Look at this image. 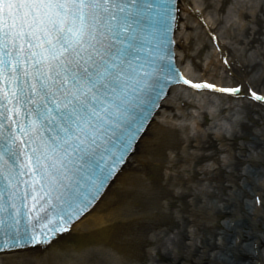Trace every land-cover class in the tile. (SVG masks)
I'll list each match as a JSON object with an SVG mask.
<instances>
[{
	"label": "snow or ice",
	"instance_id": "6c2138e0",
	"mask_svg": "<svg viewBox=\"0 0 264 264\" xmlns=\"http://www.w3.org/2000/svg\"><path fill=\"white\" fill-rule=\"evenodd\" d=\"M185 8V0H0V257L16 258L0 264H28L26 253L54 249L109 195L136 189L129 177L114 191L177 84L264 105V89L237 76L211 27L203 31L221 44L225 79L185 75L189 49L177 39ZM215 133L171 154L167 179L145 189L136 215L185 264H264L256 211L264 201L240 195L264 187V123L237 115Z\"/></svg>",
	"mask_w": 264,
	"mask_h": 264
},
{
	"label": "bare ground",
	"instance_id": "6f19581e",
	"mask_svg": "<svg viewBox=\"0 0 264 264\" xmlns=\"http://www.w3.org/2000/svg\"><path fill=\"white\" fill-rule=\"evenodd\" d=\"M229 2L230 0H185V3H191L192 8H185L182 13L184 19L180 22L178 39L182 38L183 44L179 46L181 50L189 49L187 68L191 75L197 79L218 81L225 79L222 76L226 75L225 69L218 57L225 38L233 41L232 46L229 48L226 46V49L230 50L235 57L234 70L237 76H243L248 81V74H251L254 69L256 70L257 65L253 66L251 70H249L250 66L243 65L241 62L243 56L240 52L243 49L248 51L251 48L260 51L258 45H262L263 48L264 25L254 12L258 7L262 13L264 9L257 3V0H254V9L251 8L249 12L244 11L243 8L233 9L229 6ZM200 13H203L202 18ZM204 20L207 21V24H203ZM244 21H247L249 25L255 23L259 26L257 30L250 33L249 31L253 29L248 26L246 32L253 35V38L248 42L239 38V35L242 34L241 29L245 28L242 25ZM225 24H228L230 28L223 32ZM207 27L217 30L219 34L221 44L215 45L216 48L211 46L207 34L203 31ZM234 30L235 32L232 34ZM193 57H195L194 60ZM227 79L231 80V77ZM261 86L262 84L259 86L260 89L263 88ZM241 104L246 105L252 115L248 116L247 123L251 122L256 125L264 123V113H260L264 109L259 108L260 106L246 104L244 100H229L222 98L221 95L209 96L204 93L195 94L180 88L174 89L172 97L165 102L164 110L156 117L155 123L149 130L148 139L141 145L140 153L129 162L124 174L117 181L114 191L121 190L129 177H135L136 189L122 195L119 200L115 196L109 195L100 205V210L95 212L88 221L72 230L68 239L59 238L54 249L45 251L40 247L26 253L29 258L28 264H72L68 259L70 256L97 259L101 260L103 264H137L125 262L124 256L120 252L99 246L96 243L97 240L99 241V236L110 239L113 244L129 250L137 258H142L145 254L146 258L145 256L144 258L148 263L149 253L154 249L152 230L149 229L141 216L136 215L137 208L134 205L137 202H147L149 194L145 191L146 188L159 187L164 184L168 176L169 158L172 153H183L189 146H199L202 142L207 143L209 137H215V133L208 132V124L212 115L214 117L223 115L222 118L230 115L233 117L231 112ZM255 114L256 118H254ZM65 249H72V251H65ZM156 255L161 260L168 262L166 256L159 252ZM5 259L12 262L16 258L12 256L0 257V261ZM185 259L179 255L175 261L170 259L169 264H179L181 261L185 262Z\"/></svg>",
	"mask_w": 264,
	"mask_h": 264
},
{
	"label": "rangeland",
	"instance_id": "374dc122",
	"mask_svg": "<svg viewBox=\"0 0 264 264\" xmlns=\"http://www.w3.org/2000/svg\"><path fill=\"white\" fill-rule=\"evenodd\" d=\"M263 17V16H262ZM263 54H264V49L262 50ZM251 64L254 65V62H251ZM259 83H261V81H259ZM262 84V83H261ZM264 85V83H263ZM243 118H244V121L247 122V119H246V115L244 114L243 115ZM255 186H252L250 187L249 189H247L246 191L250 192L249 190H252ZM240 195L243 197L244 201L245 202H248L247 200V197H246V192L243 191V189H241L240 191ZM252 199V197H251ZM252 201V200H251ZM253 202V201H252ZM164 236V237H163ZM167 239V236L164 235L163 233H161V239H160V242L156 243V245H159V249L161 250V252H163V254L165 255H168V251L165 247H164V241ZM153 264H160V261H155Z\"/></svg>",
	"mask_w": 264,
	"mask_h": 264
}]
</instances>
